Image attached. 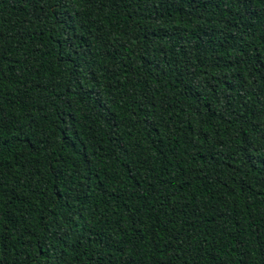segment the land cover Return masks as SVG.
Segmentation results:
<instances>
[{
  "label": "trees",
  "instance_id": "1",
  "mask_svg": "<svg viewBox=\"0 0 264 264\" xmlns=\"http://www.w3.org/2000/svg\"><path fill=\"white\" fill-rule=\"evenodd\" d=\"M0 264H264V0H0Z\"/></svg>",
  "mask_w": 264,
  "mask_h": 264
}]
</instances>
